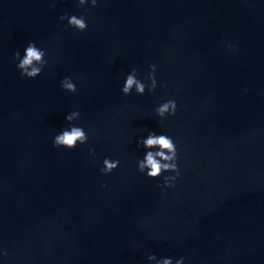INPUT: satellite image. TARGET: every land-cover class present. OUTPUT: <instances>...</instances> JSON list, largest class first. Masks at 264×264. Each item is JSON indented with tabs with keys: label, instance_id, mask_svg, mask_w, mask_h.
<instances>
[{
	"label": "water",
	"instance_id": "95a60500",
	"mask_svg": "<svg viewBox=\"0 0 264 264\" xmlns=\"http://www.w3.org/2000/svg\"><path fill=\"white\" fill-rule=\"evenodd\" d=\"M83 11L0 0V260L264 264V0H101L86 32L59 21ZM32 40L51 57L34 80L13 60ZM153 63L165 86L122 95L125 74ZM65 76L76 94L60 88ZM169 98L178 112L161 124L154 108ZM77 109L89 144L53 147ZM150 130L176 140L175 188L137 172L136 141ZM105 157L121 161L108 176Z\"/></svg>",
	"mask_w": 264,
	"mask_h": 264
},
{
	"label": "clouds",
	"instance_id": "9594fccd",
	"mask_svg": "<svg viewBox=\"0 0 264 264\" xmlns=\"http://www.w3.org/2000/svg\"><path fill=\"white\" fill-rule=\"evenodd\" d=\"M101 0H75L78 8L84 11L80 14H64L59 17L60 22H66L67 27L78 33L88 30L87 13L91 8H96ZM54 6V3H53ZM227 48L236 51V46L227 44ZM15 67L22 78L34 80L40 77L46 68L49 67L51 57L46 47L39 45L36 41H29L21 50L13 53ZM158 65L149 64L147 74L141 78L137 68L133 67L123 79L120 91L124 96H144L154 94L158 87H164L163 82L157 79ZM60 88L70 94L78 92L77 81L72 76H65L60 81ZM178 112V103L175 99L161 100L154 108L155 116L163 124L165 120L174 117ZM66 126L58 131L52 138V145L55 148L66 150L76 149L78 146L89 144V134L86 128L79 124L81 112L72 110L65 115ZM137 150L142 154L136 160L137 172L150 180L157 181V187L161 191L176 187V182L181 176L179 167V149L176 140L166 131L150 130L147 135L140 136L136 141ZM89 156L95 160L96 150L93 147L88 149ZM119 159L105 157L99 169L100 174L108 176L119 166ZM162 180V182H160ZM107 187V185H101ZM6 250H0V257L7 256ZM148 264H186L183 256L158 257L155 253L147 256ZM0 264L3 261L0 260Z\"/></svg>",
	"mask_w": 264,
	"mask_h": 264
}]
</instances>
